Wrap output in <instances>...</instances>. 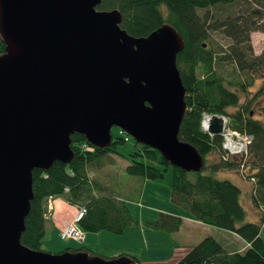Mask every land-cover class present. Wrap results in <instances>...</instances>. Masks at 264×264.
<instances>
[{
    "label": "water",
    "instance_id": "1",
    "mask_svg": "<svg viewBox=\"0 0 264 264\" xmlns=\"http://www.w3.org/2000/svg\"><path fill=\"white\" fill-rule=\"evenodd\" d=\"M101 0H0V264H138L86 249L48 251L24 244L32 169L73 156L71 134L111 143L116 125L166 161L199 170L203 157L178 137L185 87L176 65L184 45L164 21L146 35L119 25ZM223 115L210 113V133Z\"/></svg>",
    "mask_w": 264,
    "mask_h": 264
},
{
    "label": "trees",
    "instance_id": "2",
    "mask_svg": "<svg viewBox=\"0 0 264 264\" xmlns=\"http://www.w3.org/2000/svg\"><path fill=\"white\" fill-rule=\"evenodd\" d=\"M96 7L118 8L122 16L119 25L133 35H146L166 21L184 41L176 54L186 105L178 137L196 147L203 157V165L197 171L184 170L168 163L156 148L135 140L123 164L124 170L152 179L162 177L171 165V200L194 218L234 231L247 241L243 249L230 251L214 236L205 235L173 264H264L261 222L258 218H247L240 186L217 175L223 168L240 170L251 183L250 199L255 207H260L259 216L261 221L264 219V118L254 117L251 113L252 106L264 111V79L251 96L249 94L254 77L259 74L264 77V50L254 53L250 40L251 31L264 30V0H101ZM211 7L219 8L210 12ZM227 7L230 10L218 13L219 9ZM215 29L230 39L225 47L207 41L210 30ZM3 50L4 42L0 37V52ZM242 93L246 97L240 102ZM204 113L223 114L227 128L249 135L246 151L227 154L222 146L223 134L202 128ZM118 129L108 146L93 145L91 149L84 148L81 143L86 139L73 132L70 161L54 160L48 168L32 169L33 197L20 236L24 244L41 249L46 234L48 199L58 194H64L76 207L78 204L85 206V212L78 220L82 231L104 229L119 233L138 226L174 231L180 227L182 217L163 210H159L153 219L139 221L132 216L119 193L89 175L93 164H102L110 152L123 156L115 144L130 135ZM210 154L215 157L207 162ZM63 249L88 250L84 246H65ZM119 255L131 256L142 264L135 255L116 254Z\"/></svg>",
    "mask_w": 264,
    "mask_h": 264
},
{
    "label": "rangeland",
    "instance_id": "3",
    "mask_svg": "<svg viewBox=\"0 0 264 264\" xmlns=\"http://www.w3.org/2000/svg\"><path fill=\"white\" fill-rule=\"evenodd\" d=\"M219 7H211L209 8V11L211 12L214 9H218ZM201 9L200 11H202ZM230 10V7L219 9L218 13L224 14ZM250 40L253 48L254 53H260L264 50V30H254L250 32ZM208 42H211L212 44L220 45L221 47H225L230 39L223 34V32L219 29L210 30V36L207 38ZM258 73L257 71H254ZM259 74V73H258ZM260 75V76H259ZM257 77H254L253 83L249 87V94L251 96L252 92L257 89V86L262 82L264 79L261 78V74H259ZM263 76V75H262ZM248 94V95H249ZM246 95L243 93L240 96V102L244 101ZM234 107H230L229 109H233ZM251 113L254 115V117H260L264 118V111H258V107H251ZM111 132L115 136L118 134L119 129L116 125H113L111 127ZM135 140L132 136H129L126 140L117 142L115 144L116 150L121 152L122 155L115 154L113 152H110L106 157L103 158L102 164H93V166L89 170V175L97 179L99 183L102 185L107 184L108 187L114 192L119 193V195L125 200L128 207H130L134 214L137 216H144L145 218H155L158 213V209H153V205L163 206L165 200V196L169 192V188L166 186L165 180L166 178H170L168 173L172 174V168L171 165H168L166 170H164V174L162 177L156 178V180L152 181L151 178H146L145 184L143 187L139 186L140 179H142L138 175L127 173L124 170L123 164L125 163V159L127 157V154L129 151L132 150L134 146ZM215 157V154L207 155V162H209L212 158ZM234 169V168H232ZM240 171V170H239ZM166 173V174H165ZM218 176L222 177H230L229 175H221L217 173ZM155 179V178H154ZM142 194V197L140 199L137 198V195ZM158 192L159 198L155 195ZM137 198V199H136ZM242 201L245 202V204H248L245 198L246 197V191L243 192ZM52 199H58L63 202L61 204V207L57 210L55 209L53 213L56 212V215L60 213L61 218L67 217L72 212V216L76 213V206L73 203H70L67 199V197L64 194H58L53 196ZM168 199V198H167ZM168 202V201H167ZM264 204V203H263ZM256 210H255V209ZM251 208V206L248 207V211L252 218H258V220L261 222L260 227V234L262 237H264V219L261 221L260 219V213L262 210L260 207H254ZM60 211V212H58ZM139 212V213H138ZM139 214V215H138ZM249 216V215H248ZM52 219L47 218L46 219V234L44 238L42 239L40 248L43 250L48 251H60L65 246H72V247H81L84 246L88 248V250L97 252L101 255H104V248H107L109 245L118 246L121 244L124 240H126L128 237L123 234H116L118 236H115L114 232H107L108 230L99 229L94 231H84V238L83 239H75V238H66L62 239L59 236V230H56L54 226H52ZM104 233H109L108 236H105ZM111 235V236H110ZM140 237V240H137L134 238V245L135 246H141L144 254L151 253L148 246L145 247V244H148V238L150 237L146 233V243L143 237L142 233H139L138 235ZM150 239V238H149ZM138 241L139 243H137ZM133 245V246H134ZM99 251H95V250ZM102 252V253H100ZM209 264H216V263H209Z\"/></svg>",
    "mask_w": 264,
    "mask_h": 264
},
{
    "label": "crops",
    "instance_id": "4",
    "mask_svg": "<svg viewBox=\"0 0 264 264\" xmlns=\"http://www.w3.org/2000/svg\"><path fill=\"white\" fill-rule=\"evenodd\" d=\"M217 173L221 175H229L230 177L227 178L231 179L240 186L241 189L240 197H243V192L246 191L247 198L245 199L248 202V204H245V202L242 201V198L241 201L245 209L247 210V218H252L253 216H251L252 214H250V212L252 211H248V207L251 206V208H254L255 206L253 205L250 199V194H249V188L251 186L250 181L247 178H245L238 169L223 168V169H219ZM168 174L170 178H166L165 180L166 186L169 188V192L165 196L166 202L164 201L162 207L159 206L158 208V205H153L152 207L153 209H158V211L163 210L180 215L182 217V223L180 227L174 231L145 229L141 226L125 229L119 233L123 234L124 236L126 234L128 238L118 246L109 245L107 248H104V256H112L120 252H125L128 254L135 255L142 264H173L175 260H177V258H179L192 244L196 243L199 239H201L205 235L214 236L221 242V244L226 249L230 251L241 250L247 245V241L243 239L241 236H239L237 233H235L234 231L222 227H218L213 224L202 222L194 218L179 204L172 201L170 198L171 173ZM145 180L146 178L140 179V181H142L139 182L140 187L144 186V184L146 183ZM150 180L154 181L156 180V178L155 179L152 178ZM156 193L157 194L155 195L159 198L160 196L158 192ZM141 197L142 194H140L139 192L137 198L140 199ZM52 198L53 197H50L48 199L50 206L47 209L46 218H51V217L54 218L52 219V226H54L58 231V229H61L67 222L71 220L72 212L66 218L65 217L61 218L60 213L57 215L56 212L53 213L55 209L57 210L58 208L61 207V204H63V202L58 199H52ZM128 208L132 216L138 219L139 221L151 219V218H145L144 216H137L134 214L133 210L130 207ZM107 232H111V231H107ZM119 233H115V236H118L116 234ZM139 233L143 234L145 243H146V233L147 235L150 236L149 237L150 239L148 238V244H145V247L148 246L151 253L144 254L142 248L140 249L141 246L138 247L134 245L135 244L134 238L140 240V237L138 236ZM104 234L105 236H108L109 233H104ZM83 238H84V233L82 239ZM136 242L139 243L138 241ZM95 251H99V250L97 249ZM93 253H97V252H93Z\"/></svg>",
    "mask_w": 264,
    "mask_h": 264
},
{
    "label": "built area",
    "instance_id": "5",
    "mask_svg": "<svg viewBox=\"0 0 264 264\" xmlns=\"http://www.w3.org/2000/svg\"><path fill=\"white\" fill-rule=\"evenodd\" d=\"M209 113H204L201 119V126L202 128H206L207 126V118ZM224 120L226 121V117L223 116ZM223 142L222 146L225 148V152L228 153H239L241 151H246V142L249 140L250 136L246 134H239L237 131L227 128L226 123L223 127ZM81 145L86 149H91L93 144L88 142L87 140L82 142ZM50 206L48 202V207ZM85 212V206L83 204H78L76 207V213L72 216L71 220L67 222L61 229H60V236L62 238H75V239H82L83 231L78 224L79 218Z\"/></svg>",
    "mask_w": 264,
    "mask_h": 264
},
{
    "label": "flooded vegetation",
    "instance_id": "6",
    "mask_svg": "<svg viewBox=\"0 0 264 264\" xmlns=\"http://www.w3.org/2000/svg\"><path fill=\"white\" fill-rule=\"evenodd\" d=\"M263 75H264V73H263Z\"/></svg>",
    "mask_w": 264,
    "mask_h": 264
}]
</instances>
